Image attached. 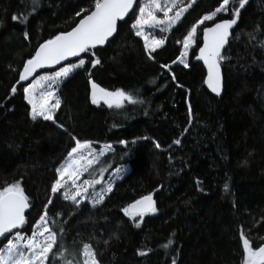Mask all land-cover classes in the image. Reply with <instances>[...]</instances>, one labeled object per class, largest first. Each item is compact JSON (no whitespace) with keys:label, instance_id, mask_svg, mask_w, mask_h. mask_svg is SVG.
<instances>
[{"label":"trees","instance_id":"1","mask_svg":"<svg viewBox=\"0 0 264 264\" xmlns=\"http://www.w3.org/2000/svg\"><path fill=\"white\" fill-rule=\"evenodd\" d=\"M238 2L230 0L225 11L199 26L185 67L176 63L183 38L222 0H194L191 7L189 0H180L188 10L169 31H154L165 43L152 59L132 28L137 0L104 47L61 64L85 60L54 88L61 106L53 123L31 118L23 88L30 78L55 68L37 71L24 82L19 72L38 45L71 29L94 8V0H37L36 6L32 0H0V190L20 182L30 204L25 225L8 237L16 231L31 235L47 212L58 243L45 264H63L58 253L64 249L66 258L74 253L81 264L85 243L99 264H243L241 233L254 250L264 243V0H247L231 30L220 61L219 97L204 87V68L194 59L202 28L232 17ZM93 59L101 63L93 67ZM90 79L109 91L125 90L142 103L125 102L121 109H109L102 101L93 105ZM72 136L93 146L112 145L91 167H103V176L127 167L95 206L65 200L64 189L51 192L56 169L75 146ZM150 193L155 213L135 221L124 215V207ZM6 241L0 240V247Z\"/></svg>","mask_w":264,"mask_h":264},{"label":"snow or ice","instance_id":"2","mask_svg":"<svg viewBox=\"0 0 264 264\" xmlns=\"http://www.w3.org/2000/svg\"><path fill=\"white\" fill-rule=\"evenodd\" d=\"M194 0H189L188 7ZM230 0H222V3L213 12L203 15L197 20L183 38V51L177 59L180 63H185L184 57L188 55V49L199 38L198 28L206 21H213L217 14L226 10V6ZM33 6L37 5V0H32ZM177 0H141L139 14L136 16L132 28L135 35L144 39V48L152 59V53L161 47L164 39H156L151 36L149 29L159 28L161 32L169 31L178 21L181 20L183 14L188 8H180L174 16L169 15L172 7L176 6ZM246 0H239V7L232 12L231 19H225L218 23H213L211 27L203 28V46L199 47L198 60H202L207 68V77L204 83L215 92L220 94L221 90V71L220 61L224 59L221 50L228 43L230 30L237 23L241 9L244 8ZM134 9V0H94V8L79 20L71 31L62 32L52 39L40 44L35 51V55L24 63L23 70L19 73V81H26L37 69L58 65L61 61L67 60L69 57H79L81 53H87L91 49H95L98 45H104L110 37L117 31L118 21L123 20L130 10ZM86 9H81V12H87ZM163 12L164 19H159L158 12ZM81 12L76 15L80 16ZM13 20L18 17L13 15ZM23 22V21H22ZM24 38L28 39V33L25 32ZM95 53H93V56ZM175 62V61H174ZM99 59L92 60V66L100 64ZM85 65V60L80 59L78 63H69L55 71L51 75L39 76L32 83L23 88L24 100L31 106L30 116L33 120L37 117L43 118L45 121L55 123L54 115L56 109L61 106V100L54 91L59 83L67 78L75 70L82 68ZM168 68V65H161ZM173 79L175 77L173 76ZM91 85V103L99 105L101 101L109 109H121L125 102L128 104L142 103L138 101L132 94L122 89L109 91L97 83L89 80ZM16 86H12L11 92L15 94ZM189 119L191 120V110H189ZM62 127V125H61ZM75 141V146L67 153L64 163L56 169L57 178L51 185V192L56 194L61 189L63 198L71 200L79 205L81 201L89 199V189L100 181L96 179H85L82 184H77V181L89 171L90 166L98 160V157L104 155L103 149L97 151L93 147V143L89 140L81 141L75 136H72ZM121 144H126L125 141H120ZM135 143V141H133ZM179 144V140L174 141ZM112 145H105L104 148L111 149ZM157 149L160 148L158 143H155ZM68 181H71L74 192L67 190ZM227 188V185L225 186ZM112 191V185L109 184L104 193L93 194L90 202L93 206L100 204L105 199V194ZM79 197V199H78ZM52 200L49 199V204ZM29 197L25 194L24 188L20 182H15L3 187L0 190V237L7 239V243L0 247V264H45L53 253L54 247L58 243L56 231L49 226L47 212L40 215L39 220L33 225L31 236H22L19 231H16L15 236L8 238L6 234H11L13 230L21 229L26 223V209H29ZM47 208V205L45 206ZM157 211L156 203L153 195L142 196L133 203L128 204L122 209L124 215L135 221L136 217L140 220ZM136 227H140V223H135ZM241 241L243 242V264H264V245L257 249L250 246L249 240L241 233ZM172 244L169 240L164 245L167 248ZM60 248L64 246L61 244ZM67 249L58 253L59 259L63 264H79L76 254L68 253L72 259L66 258ZM146 255L145 252L138 253ZM79 256H82L83 264H99L96 254L91 246L87 243L83 244V248L79 251ZM175 264V261H173Z\"/></svg>","mask_w":264,"mask_h":264},{"label":"rangeland","instance_id":"3","mask_svg":"<svg viewBox=\"0 0 264 264\" xmlns=\"http://www.w3.org/2000/svg\"><path fill=\"white\" fill-rule=\"evenodd\" d=\"M140 6H141V0H138L137 15L139 14V8H140ZM237 7H239V2L233 5L232 10L234 11L235 8H237ZM180 8H184V7L180 5V0H177V4H176V6H174V7L171 8V10L169 11V15H170V16H174V15L176 14V12L180 10ZM231 14H232V13H231ZM137 15H136V16H137ZM157 16H158L159 19H164V16H163V12H162V11H161V12H158V13H157ZM158 30H159V28H153V29H149L148 32H150L151 36H154V35H153L154 31H158ZM154 37H155V36H154ZM155 38H156V37H155ZM142 39H143V38H142ZM156 39H161V38H156ZM143 41H144V39H143ZM182 51H183V45H182ZM188 54H189V49H188ZM187 57H188V55H187L186 57H184V60H186ZM78 62H79V61L75 60V61H73L72 63L74 64V63H78ZM178 62H180V61L177 60L176 63H178ZM64 66H66V65H65V64H64V65H61V66H59V67H56L54 70H52V71H50V72H44V73L42 72V73H40V74H38V75H36V76L30 78V79L28 80V82L25 84L24 87H27L28 84L32 83V81H33L35 78H37V77H39V76L51 75L52 73H54L55 71H58L61 67H64ZM29 106H30V105H29ZM30 108H31V106H30ZM104 146H105V145H101V146H93V147H94L97 151H100L101 149H103L104 154H105V153L108 152L110 149H106V148H104ZM100 157H101V156H100ZM100 157H98V160L100 159ZM98 160H97V161H98ZM97 161H96V162H97ZM96 162H94V163L90 166L89 171H90L91 167L94 166V165L96 164ZM62 163H64V161H63ZM60 166H61V165H60ZM60 166H59V167H60ZM89 171L86 172V173H84L83 176H81V178L77 181V184H82L83 180H85V179H96V180H99V181H100L99 184H96V185H97V188H90V189H89V199L83 200V201H88L89 203H91V202H90V199L92 198L93 194L104 193L105 190H106V188H107V186H108L109 184L113 185V183H114L115 180L119 179L123 174H125V172L127 171V167H121V168H118V169L112 171L111 173H109L107 176H106V175H105V176L102 175V173H103V171H104V170H103V167H102V168H101V167H97V166L93 167V168L91 169V171H90V175L88 174ZM91 176H92V177H91ZM67 190L70 191V192H74V191H75V189L72 188V186H71V181H68ZM64 191H65V189H64ZM78 199H79V197H78ZM70 201H71V200H70ZM91 204H92V203H91ZM15 233H16V232H14V233H13L12 235H10V237H8V238H12V237H14V236H15ZM31 234H32V233H31ZM21 235H22V236H25L23 233H21ZM29 236H31V235H29ZM6 243H7V241H6ZM6 243H4V244H6ZM4 244L2 245V247L4 246ZM83 259H84V258L82 257L81 264H83ZM45 263H46V262H45Z\"/></svg>","mask_w":264,"mask_h":264},{"label":"water","instance_id":"4","mask_svg":"<svg viewBox=\"0 0 264 264\" xmlns=\"http://www.w3.org/2000/svg\"><path fill=\"white\" fill-rule=\"evenodd\" d=\"M247 1V0H246ZM136 4H137V0H134V8H135V6H136ZM92 10V9H91ZM90 10V11H91ZM134 10V9H133ZM133 10H130V12H129V14H127L126 15V17L123 19V20H121V21H118V23H120V22H123V21H125L128 17H129V15L133 12ZM89 11V12H90ZM89 12H87L86 14H89ZM85 14V15H86ZM84 16V15H83ZM83 16L80 18V19H82L83 18ZM232 17H229V18H225V19H231ZM79 19V20H80ZM225 19H221V20H217V21H215V22H213V23H218V22H221V21H223V20H225ZM79 20L76 22V24L77 23H79ZM213 23L212 24H210V25H207V27H211L212 25H213ZM76 24L72 27V28H74L75 26H76ZM205 27V26H204ZM203 27V28H204ZM72 28L71 29H69L68 31H71L72 30ZM203 28H202V30H201V43H200V46L199 47H201V46H203ZM232 30V29H231ZM231 30H230V34H231ZM68 31H65V32H68ZM62 33V32H61ZM60 34V33H59ZM116 34V32L113 34V36L112 37H110L109 38V40L108 41H110L113 37H114V35ZM230 37V36H229ZM107 41V42H108ZM106 42V43H107ZM44 43V42H43ZM106 43L104 44V45H98L97 47H104L105 45H106ZM42 44V43H41ZM39 46L40 45H38L37 46V48H39ZM225 47H226V45H225ZM224 47V48H225ZM37 48L35 49V51L37 50ZM224 48L221 50V52L224 50ZM34 55H35V52H34ZM199 55V48H198V50H197V52H196V55H195V57H194V59H195V61H197V62H199V63H201L202 64V66H203V68H204V71H205V77H204V79L207 77V68L205 67V65H204V63H203V61L202 60H198L197 59V56ZM70 58H73V57H69L68 59H70ZM31 59V58H30ZM66 61V60H65ZM65 61H61V63L60 64H58V65H53V66H51V67H44V68H41V69H37L36 70V72L37 71H41V70H48V69H52V68H55V67H58L59 65H61V64H63ZM23 66H24V64H23ZM23 66L21 67V69H20V71H22L23 70ZM220 71H221V66H220ZM20 73V72H19ZM34 74V73H33ZM32 74V75H33ZM31 77V76H30ZM29 77V78H30ZM19 78V77H18ZM28 78V79H29ZM19 82H24V81H19ZM203 83H204V81H203ZM204 85H205V87H206V89H207V91L211 94V95H213V96H216V97H219L221 94H222V90H223V76H222V71H221V90H220V94L219 95H217L215 92H213L211 89H209L208 88V86L204 83ZM141 198V197H140ZM140 198H138V199H140ZM153 199H154V195H153ZM137 200V199H136ZM155 201V200H154ZM134 202V201H133ZM132 202V203H133ZM6 235H8V234H6ZM4 239V237H0V240H3ZM262 245H264V243L262 244ZM261 245V246H262ZM260 246V247H261Z\"/></svg>","mask_w":264,"mask_h":264},{"label":"bare ground","instance_id":"5","mask_svg":"<svg viewBox=\"0 0 264 264\" xmlns=\"http://www.w3.org/2000/svg\"><path fill=\"white\" fill-rule=\"evenodd\" d=\"M59 66H60V65H59ZM59 66H58V67H59ZM55 68H56V67H55ZM204 77H205V76H204ZM203 81H204V80H203ZM203 85H204V83H203ZM204 87H205V85H204ZM205 88H206V87H205Z\"/></svg>","mask_w":264,"mask_h":264}]
</instances>
